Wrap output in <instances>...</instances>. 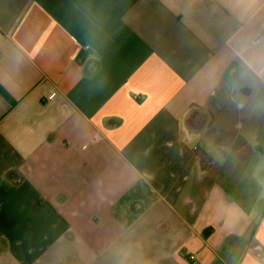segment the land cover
<instances>
[{
	"label": "crops",
	"instance_id": "1",
	"mask_svg": "<svg viewBox=\"0 0 264 264\" xmlns=\"http://www.w3.org/2000/svg\"><path fill=\"white\" fill-rule=\"evenodd\" d=\"M262 110L264 0H0V264H264Z\"/></svg>",
	"mask_w": 264,
	"mask_h": 264
},
{
	"label": "rangeland",
	"instance_id": "2",
	"mask_svg": "<svg viewBox=\"0 0 264 264\" xmlns=\"http://www.w3.org/2000/svg\"><path fill=\"white\" fill-rule=\"evenodd\" d=\"M260 113H262V119H260V118L256 119V121L254 122V128L258 127L259 129H261L262 132H263L262 137L264 138V119H263V117H264V110L259 111V114Z\"/></svg>",
	"mask_w": 264,
	"mask_h": 264
},
{
	"label": "built area",
	"instance_id": "3",
	"mask_svg": "<svg viewBox=\"0 0 264 264\" xmlns=\"http://www.w3.org/2000/svg\"><path fill=\"white\" fill-rule=\"evenodd\" d=\"M89 47H86V49H88ZM98 139V136H95L94 138H93V141H96Z\"/></svg>",
	"mask_w": 264,
	"mask_h": 264
},
{
	"label": "water",
	"instance_id": "4",
	"mask_svg": "<svg viewBox=\"0 0 264 264\" xmlns=\"http://www.w3.org/2000/svg\"><path fill=\"white\" fill-rule=\"evenodd\" d=\"M91 70L94 71L95 70V67L91 68Z\"/></svg>",
	"mask_w": 264,
	"mask_h": 264
}]
</instances>
